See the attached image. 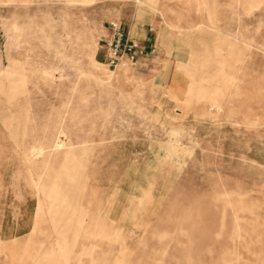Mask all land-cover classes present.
Listing matches in <instances>:
<instances>
[{"label":"rangeland","instance_id":"rangeland-1","mask_svg":"<svg viewBox=\"0 0 264 264\" xmlns=\"http://www.w3.org/2000/svg\"><path fill=\"white\" fill-rule=\"evenodd\" d=\"M0 264H264V0H0Z\"/></svg>","mask_w":264,"mask_h":264},{"label":"built area","instance_id":"built-area-1","mask_svg":"<svg viewBox=\"0 0 264 264\" xmlns=\"http://www.w3.org/2000/svg\"><path fill=\"white\" fill-rule=\"evenodd\" d=\"M113 36L108 46V64L116 66L126 51H132L136 44H129L120 23H113ZM134 58V56H133Z\"/></svg>","mask_w":264,"mask_h":264}]
</instances>
